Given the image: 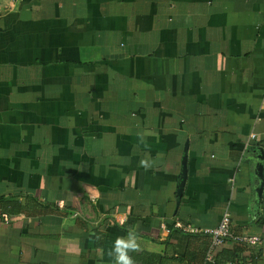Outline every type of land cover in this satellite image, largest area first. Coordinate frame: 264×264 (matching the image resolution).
Wrapping results in <instances>:
<instances>
[{
  "label": "crops",
  "instance_id": "0c3cea01",
  "mask_svg": "<svg viewBox=\"0 0 264 264\" xmlns=\"http://www.w3.org/2000/svg\"><path fill=\"white\" fill-rule=\"evenodd\" d=\"M0 197V264H206L226 211L264 264V0H0Z\"/></svg>",
  "mask_w": 264,
  "mask_h": 264
},
{
  "label": "built area",
  "instance_id": "2783aa9c",
  "mask_svg": "<svg viewBox=\"0 0 264 264\" xmlns=\"http://www.w3.org/2000/svg\"><path fill=\"white\" fill-rule=\"evenodd\" d=\"M251 138H257V134L251 133ZM231 217L230 213L226 211L220 218L219 224L214 228H205L201 232L210 236V246L207 250L205 259L209 262L214 260V250L217 246L223 244L227 239H231L239 244L256 245L262 241L261 237L255 234H233L231 231ZM195 232H200L197 228L193 229Z\"/></svg>",
  "mask_w": 264,
  "mask_h": 264
},
{
  "label": "clouds",
  "instance_id": "9594fccd",
  "mask_svg": "<svg viewBox=\"0 0 264 264\" xmlns=\"http://www.w3.org/2000/svg\"><path fill=\"white\" fill-rule=\"evenodd\" d=\"M141 163L147 167V162L142 161ZM139 250V243L135 233H129L127 238L117 239L111 254L113 255L115 264H135L134 258L130 253Z\"/></svg>",
  "mask_w": 264,
  "mask_h": 264
},
{
  "label": "trees",
  "instance_id": "16d2710c",
  "mask_svg": "<svg viewBox=\"0 0 264 264\" xmlns=\"http://www.w3.org/2000/svg\"><path fill=\"white\" fill-rule=\"evenodd\" d=\"M0 206L2 207V210L8 211L10 207V203L7 201H4L2 197H0ZM240 250H233V251H225L224 259H220L218 255L215 257V259L212 262H208L206 264H224L226 261H233L235 258H237L240 255ZM222 255V254H221ZM220 256V255H219Z\"/></svg>",
  "mask_w": 264,
  "mask_h": 264
}]
</instances>
